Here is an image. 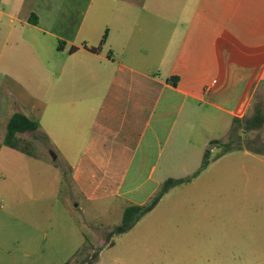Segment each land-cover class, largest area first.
Segmentation results:
<instances>
[{
  "label": "crops",
  "instance_id": "obj_1",
  "mask_svg": "<svg viewBox=\"0 0 264 264\" xmlns=\"http://www.w3.org/2000/svg\"><path fill=\"white\" fill-rule=\"evenodd\" d=\"M0 74L6 127L16 112L37 118L40 151L64 155L90 198L107 195L177 126L193 150L237 128L241 139L235 120L264 99V0H0ZM50 110L71 132L41 125ZM78 119L87 135L77 150ZM0 254L17 263L8 246Z\"/></svg>",
  "mask_w": 264,
  "mask_h": 264
},
{
  "label": "rangeland",
  "instance_id": "obj_2",
  "mask_svg": "<svg viewBox=\"0 0 264 264\" xmlns=\"http://www.w3.org/2000/svg\"><path fill=\"white\" fill-rule=\"evenodd\" d=\"M78 122L82 124L74 130L78 139L71 142L77 150L87 135L84 123ZM42 124L55 132H71L55 110ZM6 128L0 118V135ZM237 129L225 142L234 139L240 149L224 153L217 146L203 168L211 143L193 150L189 134L183 135L177 126L170 140L152 148L143 163L141 154L136 156L119 191L91 198L64 163V155H57L54 148L40 151L42 127L22 133L35 143L38 155L2 149L0 245L15 253L16 264H77L86 257L94 258L93 264H264V156L261 160L244 152L264 145V128L244 136V141L237 139ZM218 130L216 134H222ZM193 140L200 141L201 136ZM68 156L78 163L82 155ZM97 157H89L96 159L95 167ZM170 179L185 181L168 188L151 211L136 215L131 228L117 233L126 208L149 204ZM92 182L95 186L98 181Z\"/></svg>",
  "mask_w": 264,
  "mask_h": 264
},
{
  "label": "trees",
  "instance_id": "obj_3",
  "mask_svg": "<svg viewBox=\"0 0 264 264\" xmlns=\"http://www.w3.org/2000/svg\"><path fill=\"white\" fill-rule=\"evenodd\" d=\"M235 123H236L235 126L239 124L242 126L241 128H242L243 136H241V140H243L242 138L244 136H248L251 133V131H255L261 128L264 125V99L256 101L252 107L250 115L245 117L243 120L236 119ZM39 129H40V122L37 118L31 117L23 112H16L11 116L7 124L4 144L8 147L16 149L29 156H36L38 155V152H37V147L35 143L29 140H25L23 137L20 136V134L25 133V132H37L39 131ZM213 144H220V146L223 147L222 152L224 153L231 152L236 149H240L237 147L238 146L237 143L236 144L234 143V139L228 142H224L221 140H214L211 142V145ZM248 149L252 151L254 150L257 153H262V152L264 153V145H257L254 148L248 147ZM210 151L211 150L208 149L206 152V159L204 160L203 168L206 167L210 163V159H211ZM180 181H185V180L184 179L168 180L164 184L160 192L147 205H132L130 207H127L124 212V216H123L124 224L117 228V233L118 232L122 233L126 231L127 229L131 228L132 225L134 224L133 222L130 223L131 219L133 220V218L136 215H137V218H139L140 216H143L147 212L151 211L155 207V205L158 203V201L162 198L164 193L168 190V188H170L171 186H173L174 184ZM96 257L97 256H95V258ZM93 260L94 258L88 259V257H86L85 259H83L81 262L77 264H93ZM65 264H74V263L66 262Z\"/></svg>",
  "mask_w": 264,
  "mask_h": 264
},
{
  "label": "water",
  "instance_id": "obj_4",
  "mask_svg": "<svg viewBox=\"0 0 264 264\" xmlns=\"http://www.w3.org/2000/svg\"><path fill=\"white\" fill-rule=\"evenodd\" d=\"M52 154H53V160H55L57 158V155L53 152H52Z\"/></svg>",
  "mask_w": 264,
  "mask_h": 264
}]
</instances>
